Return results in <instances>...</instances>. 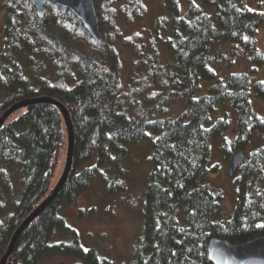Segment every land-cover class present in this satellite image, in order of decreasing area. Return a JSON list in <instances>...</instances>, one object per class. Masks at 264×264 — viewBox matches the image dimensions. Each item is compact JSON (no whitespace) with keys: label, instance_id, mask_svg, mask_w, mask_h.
<instances>
[{"label":"trees","instance_id":"trees-1","mask_svg":"<svg viewBox=\"0 0 264 264\" xmlns=\"http://www.w3.org/2000/svg\"><path fill=\"white\" fill-rule=\"evenodd\" d=\"M94 3L101 43L55 4L40 19L30 0H0V119L21 102L52 98L70 112L75 134L64 188L23 232L7 264H41L53 256L111 264L84 247L63 210L94 181L108 197L124 193L123 166L140 145L151 150L144 225L133 259L123 264H212L214 238L235 246L264 238V118L254 104L264 102V81H253L264 66L257 40L264 0L257 10L243 0H163L167 20L156 21L149 34L131 36H124L120 23L145 17L141 1ZM119 44L132 57L127 81ZM243 61L248 72L219 75L220 66ZM180 102L183 114L169 118L170 106ZM234 121L229 144L225 134ZM218 141L226 160L246 155L234 179L235 208L225 220L218 218L224 194L211 181L218 172L212 162ZM68 148V129L54 105L22 108L0 129V262L15 232L55 189ZM15 184L20 192L8 214Z\"/></svg>","mask_w":264,"mask_h":264},{"label":"rangeland","instance_id":"rangeland-1","mask_svg":"<svg viewBox=\"0 0 264 264\" xmlns=\"http://www.w3.org/2000/svg\"><path fill=\"white\" fill-rule=\"evenodd\" d=\"M121 5L123 0H116ZM147 9L145 17L136 21L134 24L127 25L120 23L124 36H131L138 32L149 34L153 31V26L158 20H167V13L164 8L163 0H139ZM200 4V0H192ZM246 7L257 10L259 0H243ZM183 12L187 10V3L182 7ZM5 14L0 5V50L3 45ZM258 47L264 52V26L258 35ZM117 49L120 53L124 67V78L127 81L132 71V57L125 46L119 44ZM249 63L243 61L235 65L220 66L217 70L219 75L224 78L231 73H245L250 70ZM253 81H264V66L253 76ZM207 88L204 87L197 95H204ZM257 114L264 118V102L259 99L254 100ZM185 103H176L169 108L168 117L177 118L183 114ZM236 122L226 132L225 139L231 144L235 138ZM150 147L140 145L129 153L128 159L124 164L126 175V191L114 197H108L99 181H94L84 195H82L74 204L65 206L63 214L70 224L78 231L83 245L86 249H96L103 260L111 264H123L133 259L135 249L141 236L144 219L143 206L148 185L149 172L151 170ZM67 161V160H66ZM213 165L217 167L218 172L211 178L213 185L222 190L224 201L218 213L220 220L228 219L235 208L236 189L234 186V177L228 174V165L230 160H226L221 142H216L213 149ZM65 169V168H64ZM61 166L56 172L54 182L60 180ZM238 171V170H237ZM59 182V181H58ZM17 184V183H16ZM15 184V186H16ZM19 187V186H18ZM16 186L14 195L7 203V213L13 212V202L19 195V189ZM66 239V238H65ZM41 264H85L80 260L53 256L46 258Z\"/></svg>","mask_w":264,"mask_h":264},{"label":"water","instance_id":"water-1","mask_svg":"<svg viewBox=\"0 0 264 264\" xmlns=\"http://www.w3.org/2000/svg\"><path fill=\"white\" fill-rule=\"evenodd\" d=\"M37 10L38 17L43 19L46 14V6L55 4L61 8L71 11L84 25L85 29L98 42H102L99 18L94 0H30ZM50 104L56 106L62 113L69 135V148L64 172L57 183L52 194L40 204V206L22 223L13 235L7 253L2 258L0 264H7L11 257L15 245L23 232L34 222L51 204L57 199L64 188L71 173L75 148L74 125L68 109L59 101L52 98H41L21 102L9 109L0 119V129L8 119L18 110L34 104ZM99 128L96 129L94 142L97 143ZM246 159L243 152L236 153L228 165V174L234 177L239 167ZM209 259L212 264H264V238L250 241L243 245H232L227 241L214 238L209 245Z\"/></svg>","mask_w":264,"mask_h":264},{"label":"snow or ice","instance_id":"snow-or-ice-1","mask_svg":"<svg viewBox=\"0 0 264 264\" xmlns=\"http://www.w3.org/2000/svg\"><path fill=\"white\" fill-rule=\"evenodd\" d=\"M262 122H264V121H262ZM261 227H264V225H261Z\"/></svg>","mask_w":264,"mask_h":264}]
</instances>
